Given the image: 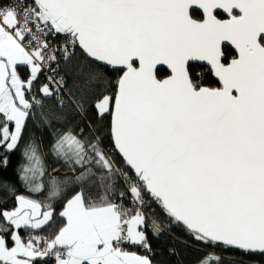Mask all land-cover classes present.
I'll list each match as a JSON object with an SVG mask.
<instances>
[{"label":"snow or ice","instance_id":"snow-or-ice-1","mask_svg":"<svg viewBox=\"0 0 264 264\" xmlns=\"http://www.w3.org/2000/svg\"><path fill=\"white\" fill-rule=\"evenodd\" d=\"M173 228L264 255V0H0V264H156Z\"/></svg>","mask_w":264,"mask_h":264},{"label":"trees","instance_id":"trees-1","mask_svg":"<svg viewBox=\"0 0 264 264\" xmlns=\"http://www.w3.org/2000/svg\"><path fill=\"white\" fill-rule=\"evenodd\" d=\"M193 16L197 19L201 18V15L197 12H193ZM228 51L232 55H234L232 50L228 49ZM198 70L204 73L206 83L209 86H218L213 80L212 76L208 74L207 68L200 67ZM20 71L23 74L25 72V69L21 67ZM167 74L168 73L164 70H161L159 72V76L161 78L166 77ZM117 75L118 73L115 72L110 73V76L113 79H115ZM41 79H43V76H41ZM109 119L110 118L105 119V124L108 123ZM110 145L111 141L109 139H105L104 147L108 148L110 147ZM113 158L117 162V166H120L122 164V161L117 156V154ZM17 161L18 156H13L12 163L15 164L17 163ZM5 175H10V173H6ZM156 212L159 214L160 209L156 208ZM158 222L161 224L162 228L165 227L166 221L164 220L163 215H160ZM149 239L153 248L156 264H191L200 256V254H202V251L206 250L203 249L201 246L197 245L196 243L192 242L190 236L186 232L176 228H173L170 233H162L159 237L152 236L150 232ZM185 242H187V246ZM170 248H174L176 250L175 255L169 254ZM198 248L200 250H198ZM135 249H137L138 252H143V250L139 248H133L131 250ZM219 254L224 258V264H231V262L233 261H235V264H264V255L261 254L249 255L230 248H224L222 250H219Z\"/></svg>","mask_w":264,"mask_h":264},{"label":"water","instance_id":"water-1","mask_svg":"<svg viewBox=\"0 0 264 264\" xmlns=\"http://www.w3.org/2000/svg\"><path fill=\"white\" fill-rule=\"evenodd\" d=\"M194 12H197V13H199L200 15H201V12L200 11H194ZM222 15V14H221ZM230 50H232V52L234 53V55H235V51L232 49V48H229ZM161 67V69L162 70H164V71H166L167 73H168V71L169 70H167V67L166 66H160ZM205 68H207V66H204ZM212 78H213V80L215 81V83L219 86V84H218V81H217V78H215L214 76H212ZM117 156L120 158V160H121V157L119 156V154H117ZM122 161V160H121ZM230 249H232V248H230ZM233 250H236V251H240V252H242L241 250H238V249H233Z\"/></svg>","mask_w":264,"mask_h":264},{"label":"crops","instance_id":"crops-1","mask_svg":"<svg viewBox=\"0 0 264 264\" xmlns=\"http://www.w3.org/2000/svg\"><path fill=\"white\" fill-rule=\"evenodd\" d=\"M136 251H137V249H135ZM134 250V251H135ZM201 257V254H200V256L195 260V261H193L191 264H196V262H197V260L199 259Z\"/></svg>","mask_w":264,"mask_h":264}]
</instances>
